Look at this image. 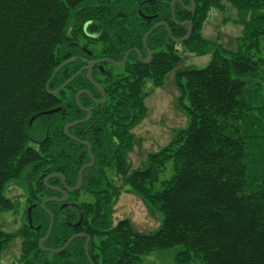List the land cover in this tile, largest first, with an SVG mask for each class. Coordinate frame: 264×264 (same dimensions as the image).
Masks as SVG:
<instances>
[{"label": "trees", "instance_id": "1", "mask_svg": "<svg viewBox=\"0 0 264 264\" xmlns=\"http://www.w3.org/2000/svg\"><path fill=\"white\" fill-rule=\"evenodd\" d=\"M144 1L0 0V210L12 208L7 183L24 177L31 207V227L26 210L17 230L19 264H138L153 250L177 244L184 246L176 256L181 264H264V105L246 101L244 79L264 82V0H193V10L191 0H175L173 7V0ZM229 7L242 26L232 48L202 35L210 10ZM184 21L191 34L175 43L171 37L187 34L188 25L178 24ZM157 22L167 24L171 37L161 25L144 45ZM180 47L211 58L202 68L180 66ZM128 50L125 63L114 65ZM68 58L75 60L51 78ZM101 58L112 63L97 64L88 79L87 60ZM170 73L189 122L132 169L128 155L137 139L131 129L146 114L148 90L162 86ZM95 84L105 94L103 103ZM81 90L89 94H81L78 105ZM259 96L252 95L258 102ZM55 108L29 125L31 117ZM82 108L90 112L85 121ZM78 120L68 129L72 139L64 128ZM82 142L94 164L84 169L80 188L42 209L45 198L62 197L50 187L73 188L90 162ZM168 162L171 175L158 185ZM111 172L162 213L157 230H135L128 219L113 225L120 190L113 188ZM53 173L64 182L51 178L46 186L44 178ZM46 210L53 226L42 250L39 240L50 223ZM75 234L83 236L59 253L49 251ZM13 237L0 229V254Z\"/></svg>", "mask_w": 264, "mask_h": 264}, {"label": "rangeland", "instance_id": "2", "mask_svg": "<svg viewBox=\"0 0 264 264\" xmlns=\"http://www.w3.org/2000/svg\"><path fill=\"white\" fill-rule=\"evenodd\" d=\"M236 21V10L230 7L223 12L212 9L203 25L202 35L228 48L235 47V39L240 36L242 30V26ZM178 54L182 58L180 66L193 68L204 67L211 58L209 53L197 56L181 47ZM244 79L249 83L245 95L246 101L254 106L264 105V82L258 80L257 77H245ZM148 91L145 98L146 114L131 129L137 139L136 145L128 155L132 169L141 167L149 153L157 152L164 147L175 131L185 128L189 122V116L184 107L186 101L181 99L180 91L174 83L173 73L166 76L162 86ZM254 92H258L261 96L259 99L263 100L259 102L257 98L254 100L252 97ZM111 173L107 176L110 177L113 188L120 190L113 203V225L121 219H128L135 230L145 233L157 230L163 219L162 213L124 184L122 177L114 172ZM170 175L171 163L168 162L159 175L157 184L159 185L160 181L167 179ZM27 193L26 177L9 181L5 186L4 194L12 202V208L0 210V229L14 234V237L0 254L1 264H19L21 239L17 237V230L25 223L28 208ZM183 250L184 246L180 244L170 248L155 249L142 257L138 264H181L176 256ZM188 264H204V262L196 259Z\"/></svg>", "mask_w": 264, "mask_h": 264}, {"label": "water", "instance_id": "3", "mask_svg": "<svg viewBox=\"0 0 264 264\" xmlns=\"http://www.w3.org/2000/svg\"><path fill=\"white\" fill-rule=\"evenodd\" d=\"M150 1H152V0H145L144 2H150ZM174 1H175V0H173V1L171 2V7H173V5H174ZM191 4H192V8H193V0H191ZM140 5H141V4H140ZM140 5L138 6V13H139V14H141V13H140ZM178 24H180V25H184V24L189 25V28H187V34H186L184 37H181V38H178V39L172 38V37H171V34H170V31H169V29H168L167 24H165V23H157V24H155V25H154L149 31L146 32V34H145L144 37H143V44L145 45V40H146L147 36L149 35V33H150L153 29H155L156 27H158L159 25H164V26L166 27V29L168 30L169 36L171 37V39H172L173 42L178 43V42H182V41H184V40H187V39L189 38L190 34H191V28H190V24H189V22H180V23H178ZM69 45H77V43H70ZM81 49H82L83 51H85L86 53L90 54V52L87 51V49H86L85 47H81ZM136 52H137V51H136ZM129 53H130V50H128V51L125 53V55H124L122 61H120V62H116V63H113V64L116 65V66H120V65L124 64L125 61H126V59H127V56H128ZM138 55H139V53H138ZM139 56H140V55H139ZM150 57H151V53H150V51H148V59L145 60L144 62H145V63L148 62L149 59H150ZM73 60H75V59H74V58H68V59L64 60L62 63H60V64L57 66V68L54 70V72L52 73L51 78L55 75V73H56L59 69H61L64 65H66V64H68V63H70V62H72ZM101 61H108V62L112 63L111 61H109V60H107V59L99 60V62H101ZM96 62H97V61H91V62L88 61V62H87V69H88L87 77H88V78L90 77V73H91V65H94ZM77 74H78V73H77ZM75 76H76V75H75ZM75 76H74V77H75ZM70 80H71V79H70ZM70 80H69V81H70ZM69 81L65 82V83H64V84H63L58 90H56L55 92L61 90L64 86H66V85L68 84ZM95 86H96V88L98 89V91H99V92L101 93V95H102V100H101V101H97V102H98V103H103V102L105 101V94L103 93V90L101 89V87H100L99 85L95 84ZM85 93H86V94H89V92L86 91V90H81V91H79V92L76 94L75 99H76V102H77L78 105H79V103H78L79 96H80L81 94H85ZM82 110H84V111L87 112V117L84 119V121H85V120H87V119L90 117V112H89L88 110L84 109V108H82ZM57 111H58V108H55V109H52V110H49V111H45V112H42V113H38V114H36L35 116L31 117V119L29 120V125H31V123H32V121L34 120L35 117H37V116H39V115H42V114H51V113H54V112H57ZM81 122H82V121L78 120V121H74V122H71V123L67 124V125L65 126V128H64V132H65V134H66L67 136H69L70 138L74 139L72 136L69 135V133H68V129L71 128V127H73V126H75V125H77V124H79V123H81ZM82 144H85V145L87 146V152H88V156H89V158H90V162H89L88 164L82 166V168L79 170V172H78V180H77L76 185H75L73 188L65 187L66 190H61L60 188H57V187H50L52 190H55V191H57V192H60V193L62 194L63 197H61V198L50 197V198H46V199H44V200L40 203V207H41L42 209H44V205H45L46 202H50V201H57V202L59 201V202H63V201H66V199H67V191H76V190H78V189L80 188V185H81V182H82V173H83L84 169H85L86 167H92L93 164H94V159H93V157H92V155H91V151H90V146H89V144H88L87 142H82ZM51 178H60V179L63 180V177H62L60 174L53 173V174L48 175V176H46V177L44 178L43 181H44V184H45L46 186H47V181H48L49 179H51ZM63 182H64V180H63ZM46 212H47V214H48L49 217H50V223H49V227H48V230H47V234H46V236L39 240V247H40L42 250H45V248L42 246V243H43V242L49 237V235H50V233H51L52 226H53V216H52V214H51L48 210H46ZM27 216H28V223H29V225H30V227H31V220H30V207H29L28 210H27ZM77 224H78V223H77ZM80 236H83V234H75V235H73L72 237H70L60 249H57V250L49 249V251H51V252H53V253H59V252L63 251V250H64V249L70 244V242L72 241L73 238H75V237H80ZM88 242H89V238H86L85 249L87 248ZM86 254H87V252H86Z\"/></svg>", "mask_w": 264, "mask_h": 264}, {"label": "flooded vegetation", "instance_id": "4", "mask_svg": "<svg viewBox=\"0 0 264 264\" xmlns=\"http://www.w3.org/2000/svg\"><path fill=\"white\" fill-rule=\"evenodd\" d=\"M192 5V4H191ZM174 6V5H173ZM193 7H194V5H193ZM189 10H193V8H191V9H189ZM141 15V14H140ZM146 17V16H145ZM185 22V21H184ZM187 22V21H186ZM157 23H164V22H157ZM157 23H155V24H157ZM154 24V25H155ZM166 24V23H165ZM153 25V26H154ZM152 26V27H153ZM159 26H161V25H159ZM158 26V27H159ZM157 28V27H156ZM187 28H189V25H188V27ZM191 28V27H190ZM149 31V30H148ZM176 39V38H175ZM178 39V38H177ZM71 43H75V42H71ZM77 43V42H76ZM74 46H77V47H79L80 49H81V47H83V46H80L78 43H77V45H74ZM82 50V49H81ZM83 51V50H82ZM88 51V50H87ZM83 52H85V51H83ZM90 52V51H89ZM86 53V52H85ZM87 55H89V56H91V54H92V52H90V54H88V53H86ZM140 55V54H139ZM138 55V59L139 60H142L141 59V56H139ZM128 57V56H127ZM151 58V57H150ZM102 59H105V58H101V59H90V60H87V62L89 61V62H91V61H97L94 65H91V70H92V68L94 67V66H96L97 64H101L102 62H108V61H101V62H99V60H102ZM147 59H148V57H147ZM147 59H145V60H147ZM108 60V59H107ZM145 60H142L143 62L145 61ZM150 60V59H149ZM110 63V62H109ZM116 63V62H115ZM86 68H87V63H86ZM87 72H88V70H87ZM88 78V77H87ZM90 78V77H89ZM88 78V79H89ZM61 190H66L65 188L64 189H61ZM55 191V190H54ZM68 192V191H67ZM59 194H61L60 192H58ZM62 195V194H61ZM63 197V196H62ZM46 199V198H45ZM43 201V200H42ZM30 207V206H29ZM28 207V208H29ZM28 210V209H27ZM30 211H31V207H30Z\"/></svg>", "mask_w": 264, "mask_h": 264}]
</instances>
